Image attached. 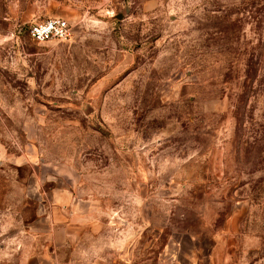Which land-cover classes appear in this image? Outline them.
Here are the masks:
<instances>
[{
    "label": "rangeland",
    "instance_id": "374dc122",
    "mask_svg": "<svg viewBox=\"0 0 264 264\" xmlns=\"http://www.w3.org/2000/svg\"><path fill=\"white\" fill-rule=\"evenodd\" d=\"M52 205L73 261L264 264V0H0V264Z\"/></svg>",
    "mask_w": 264,
    "mask_h": 264
},
{
    "label": "crops",
    "instance_id": "0c3cea01",
    "mask_svg": "<svg viewBox=\"0 0 264 264\" xmlns=\"http://www.w3.org/2000/svg\"><path fill=\"white\" fill-rule=\"evenodd\" d=\"M38 192L41 194L40 196H43L42 190ZM62 209L66 208L52 205L51 209L47 212L44 211L41 216L20 222L14 239L7 237V241L14 244L12 253L19 256L22 264H39L38 262L40 264H89L98 262L93 259L88 260L89 263L86 262L87 260L84 263L82 260L73 261L71 256L73 257L77 248L74 250L72 246H78L82 242L84 232L91 225L89 221L81 219L82 213L79 210H71L65 214ZM78 249L81 251L80 248Z\"/></svg>",
    "mask_w": 264,
    "mask_h": 264
},
{
    "label": "built area",
    "instance_id": "2783aa9c",
    "mask_svg": "<svg viewBox=\"0 0 264 264\" xmlns=\"http://www.w3.org/2000/svg\"><path fill=\"white\" fill-rule=\"evenodd\" d=\"M25 28L28 37L38 44L67 41L73 32L69 21L59 16L47 17Z\"/></svg>",
    "mask_w": 264,
    "mask_h": 264
}]
</instances>
